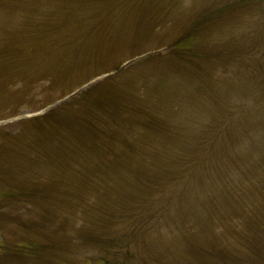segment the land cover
<instances>
[{"label":"rangeland","instance_id":"374dc122","mask_svg":"<svg viewBox=\"0 0 264 264\" xmlns=\"http://www.w3.org/2000/svg\"><path fill=\"white\" fill-rule=\"evenodd\" d=\"M0 264H264V0H0Z\"/></svg>","mask_w":264,"mask_h":264}]
</instances>
